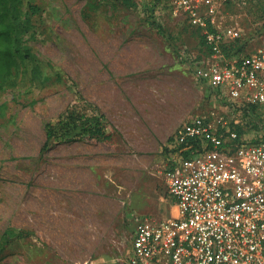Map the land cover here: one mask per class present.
<instances>
[{
  "label": "rangeland",
  "instance_id": "374dc122",
  "mask_svg": "<svg viewBox=\"0 0 264 264\" xmlns=\"http://www.w3.org/2000/svg\"><path fill=\"white\" fill-rule=\"evenodd\" d=\"M133 1L21 0L23 54L0 79V241L15 234L0 264H128L137 223L176 214L161 174L175 133L235 113L196 74L207 50L180 0ZM194 1L242 29L239 54L264 45V0ZM67 113L102 115L111 139L44 149L46 124Z\"/></svg>",
  "mask_w": 264,
  "mask_h": 264
},
{
  "label": "built area",
  "instance_id": "2783aa9c",
  "mask_svg": "<svg viewBox=\"0 0 264 264\" xmlns=\"http://www.w3.org/2000/svg\"><path fill=\"white\" fill-rule=\"evenodd\" d=\"M206 4V15L194 0L178 7L210 48L197 76L235 113L207 111L175 133L161 174L176 214L137 223L128 264H264V45L227 56L243 31ZM250 132L259 137L246 139Z\"/></svg>",
  "mask_w": 264,
  "mask_h": 264
},
{
  "label": "trees",
  "instance_id": "16d2710c",
  "mask_svg": "<svg viewBox=\"0 0 264 264\" xmlns=\"http://www.w3.org/2000/svg\"><path fill=\"white\" fill-rule=\"evenodd\" d=\"M126 7L135 8L137 5L133 0H122ZM21 0H0V79H7L12 75L13 69L18 65V58L22 56L21 39L19 38L20 25L18 24V12ZM35 8L32 13H35ZM151 12V11H150ZM151 25L159 33L165 35L164 28L154 19L152 12ZM153 17V19H152ZM210 31H214L213 26H208ZM203 44L206 46L204 35L201 36ZM234 44L224 48L227 56L238 55ZM207 54L210 48L206 46ZM103 116H85L75 113H67L55 124H46V141L44 149H47L57 140L71 142L75 140H96L104 142L111 139L103 125ZM240 134L243 131L240 130ZM15 234L11 230H6L0 241V254L5 247L14 239Z\"/></svg>",
  "mask_w": 264,
  "mask_h": 264
},
{
  "label": "crops",
  "instance_id": "0c3cea01",
  "mask_svg": "<svg viewBox=\"0 0 264 264\" xmlns=\"http://www.w3.org/2000/svg\"><path fill=\"white\" fill-rule=\"evenodd\" d=\"M162 118H163V117H160V120H162ZM161 125H163V122H162V123L160 122V128H161ZM163 143H165V141H162V140L160 139V149H161V146H162Z\"/></svg>",
  "mask_w": 264,
  "mask_h": 264
}]
</instances>
